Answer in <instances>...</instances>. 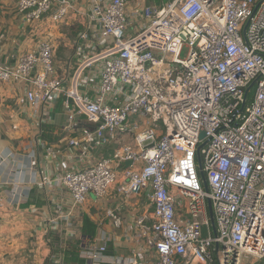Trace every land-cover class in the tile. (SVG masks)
I'll list each match as a JSON object with an SVG mask.
<instances>
[{
	"label": "built area",
	"instance_id": "2783aa9c",
	"mask_svg": "<svg viewBox=\"0 0 264 264\" xmlns=\"http://www.w3.org/2000/svg\"><path fill=\"white\" fill-rule=\"evenodd\" d=\"M145 1L16 0L33 32L84 19L62 71L47 35L0 63V83L23 87L18 104L48 112L61 100L75 133L78 166L55 178L69 211L49 225L67 232L73 209L113 191L146 199L132 236L150 256L109 254L103 232L81 235L80 264L264 262V0Z\"/></svg>",
	"mask_w": 264,
	"mask_h": 264
},
{
	"label": "crops",
	"instance_id": "0c3cea01",
	"mask_svg": "<svg viewBox=\"0 0 264 264\" xmlns=\"http://www.w3.org/2000/svg\"><path fill=\"white\" fill-rule=\"evenodd\" d=\"M151 1L145 2L154 5ZM15 4L16 0H0V63L14 65L21 54L34 49L36 41L47 35L55 41L57 69H65L84 19L70 17L57 26L47 25L33 32ZM36 23L49 22L43 17ZM22 89L21 85L0 83V264L76 262L72 257L80 250L83 216L96 226L93 240L99 241L103 232L113 239L108 244L109 254L149 258L142 242L132 236L134 217L145 207L144 197L125 203L113 191L101 199L89 195L83 206L73 209L67 232L49 225L59 216L58 207L63 213L69 211L68 195L55 178L78 166L76 151L67 145L75 133L63 130L66 113L60 100L48 112L33 109L18 104ZM129 141V137L121 138L99 155H107ZM44 146L59 152L55 157H45ZM109 210L114 217L108 215Z\"/></svg>",
	"mask_w": 264,
	"mask_h": 264
},
{
	"label": "trees",
	"instance_id": "16d2710c",
	"mask_svg": "<svg viewBox=\"0 0 264 264\" xmlns=\"http://www.w3.org/2000/svg\"><path fill=\"white\" fill-rule=\"evenodd\" d=\"M82 220H83L82 234L93 237L95 234V228H96L95 224L87 216H83ZM73 255L74 256L72 257L73 258L72 260H77L79 264L83 262V260L77 257V253H74Z\"/></svg>",
	"mask_w": 264,
	"mask_h": 264
},
{
	"label": "water",
	"instance_id": "95a60500",
	"mask_svg": "<svg viewBox=\"0 0 264 264\" xmlns=\"http://www.w3.org/2000/svg\"><path fill=\"white\" fill-rule=\"evenodd\" d=\"M169 2H172L173 0H168ZM248 90V89H247ZM204 135V132L201 131L200 132V136L202 137ZM130 164V161H127L125 163V165H128ZM204 186H205V183H204ZM208 213H209V218H210V227H211V230H212V234L215 235V226H214V221H213V216H212V210H211V205H210V202H208ZM208 234V228L206 225H203L201 227V236L204 238L206 237Z\"/></svg>",
	"mask_w": 264,
	"mask_h": 264
},
{
	"label": "rangeland",
	"instance_id": "374dc122",
	"mask_svg": "<svg viewBox=\"0 0 264 264\" xmlns=\"http://www.w3.org/2000/svg\"><path fill=\"white\" fill-rule=\"evenodd\" d=\"M163 1H165V0H152L151 2L155 5H160ZM187 52H188V48L187 47H184L183 48V50L181 51V54H180V57L181 58H185L186 57V55H187ZM255 262V264H260V263H262V261H255L254 259H251V258H246L245 259V261H244V263L245 264H248V263H250V262Z\"/></svg>",
	"mask_w": 264,
	"mask_h": 264
}]
</instances>
